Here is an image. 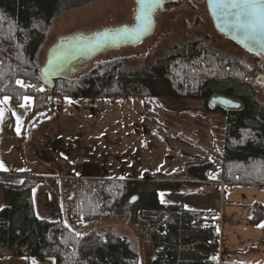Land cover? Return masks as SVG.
I'll list each match as a JSON object with an SVG mask.
<instances>
[{
	"label": "trees",
	"instance_id": "obj_1",
	"mask_svg": "<svg viewBox=\"0 0 264 264\" xmlns=\"http://www.w3.org/2000/svg\"><path fill=\"white\" fill-rule=\"evenodd\" d=\"M62 0H0V100L10 97L21 106L32 99L25 118L31 127L60 112L61 102L88 100L194 99L210 107L216 96L239 102L238 109L215 108L226 120L224 148L216 161L187 168L191 181L78 178L68 174L70 197L66 211L76 225L114 218L138 228L150 245L152 264H216L220 231L217 212L187 209L183 204H165L161 192H182L212 183L225 187L264 188V101L258 99L252 81L255 67L202 51L201 43L188 54L171 55L154 69L152 77L118 76L115 69L86 78L83 86L62 76L47 89L35 59ZM23 81L28 87H21ZM50 99V101H49ZM220 167V169H219ZM211 173L220 181L210 178ZM21 184L0 183L6 207L0 210V257L53 258L55 264H141L131 243L98 227L86 235L71 229L59 216L54 221L36 215L33 191L46 182L31 172H3ZM56 182V183H55ZM264 208L256 204L251 223H260Z\"/></svg>",
	"mask_w": 264,
	"mask_h": 264
},
{
	"label": "rangeland",
	"instance_id": "obj_2",
	"mask_svg": "<svg viewBox=\"0 0 264 264\" xmlns=\"http://www.w3.org/2000/svg\"><path fill=\"white\" fill-rule=\"evenodd\" d=\"M135 11L136 0H62L36 56L38 70L43 68L49 50L58 40L75 35L89 36L110 28L131 27ZM154 18V33L138 47L105 51L92 60L79 61L72 67L73 73H65L64 77L73 79L85 88L86 78L111 69H115L120 77H152L154 69L162 65L165 59L175 54H188L195 44L201 43L202 51L254 66L256 71L252 81L257 85L259 101H264V89L256 83L260 76H264V59L249 54L219 34L209 16L205 0H177L175 6L157 10ZM31 105L32 99L24 101L21 106H13L9 101L0 105L4 109V117L0 121V162L7 170L31 171L33 176L46 175L57 179L63 221L71 229L81 235L97 227L98 231H109L131 243L140 255L141 264H152L154 253L138 228L122 224L114 218L85 225H76L71 221L66 211V202L71 195L68 192L69 175H65L67 172L62 174L44 161H41L43 164H29L16 142ZM61 107L70 115H94L106 124L112 122L130 131L142 132L145 148L140 161L137 158L133 164L137 168L139 163L143 174H148L147 177L151 179H185L188 166L216 161L223 152L226 120L215 107H207L198 100L160 99L151 100L150 105H146L143 99L136 98L106 101L79 99L72 102L65 100L61 102ZM17 117H20L19 121ZM43 158L45 160L46 156ZM57 163L66 168V162L62 159L59 158ZM136 173L131 169L129 176L132 175V179L144 176ZM52 184L49 191L53 193ZM33 261L35 264H55L53 258L0 257V264H33Z\"/></svg>",
	"mask_w": 264,
	"mask_h": 264
},
{
	"label": "crops",
	"instance_id": "obj_3",
	"mask_svg": "<svg viewBox=\"0 0 264 264\" xmlns=\"http://www.w3.org/2000/svg\"><path fill=\"white\" fill-rule=\"evenodd\" d=\"M68 112L64 109L56 111L31 127L25 122L16 142L29 164L44 161L62 174L67 172L65 175L72 174L78 178L127 180L133 177L129 176L131 169L135 173L146 174H143L139 163L137 168L133 164L145 148L142 132H133L112 122L106 124L94 115L85 117ZM59 158L66 162V168L57 163ZM5 172L18 171L9 169ZM39 178L57 182L54 177L46 175ZM180 180L191 181L188 177L167 181ZM20 181L22 179L14 175L0 178V183L5 184H21ZM49 188L50 182L38 185L33 191V199L37 217L54 221L59 216L63 217L62 204L60 195L57 194L55 200ZM161 193L160 201L163 199L165 204H183L187 209L218 213L220 245L214 258L216 264H264V227H260L264 218L260 223H251L254 206L258 204L264 208V188H231L212 183L188 191ZM4 207L6 202L0 192V210Z\"/></svg>",
	"mask_w": 264,
	"mask_h": 264
},
{
	"label": "water",
	"instance_id": "obj_4",
	"mask_svg": "<svg viewBox=\"0 0 264 264\" xmlns=\"http://www.w3.org/2000/svg\"><path fill=\"white\" fill-rule=\"evenodd\" d=\"M207 10L216 31L227 37L251 55L264 59V33H257L249 38L238 28L235 18L229 12L214 3V0H205ZM165 0H145L141 3L136 0V11L132 27L106 30L90 36H71L60 40L48 52L45 65L40 70L44 86L52 89L54 81L61 78L71 66L78 61H89L107 49H120L124 47H138L147 38L152 36L155 29V12L163 10ZM124 29L127 32L121 34ZM107 33V38L100 40L101 34ZM55 58V63L49 61ZM73 72V70H72ZM264 76H260L256 83L263 87ZM50 101V99H49ZM226 109H236L239 105L227 98L214 99Z\"/></svg>",
	"mask_w": 264,
	"mask_h": 264
},
{
	"label": "snow or ice",
	"instance_id": "obj_5",
	"mask_svg": "<svg viewBox=\"0 0 264 264\" xmlns=\"http://www.w3.org/2000/svg\"><path fill=\"white\" fill-rule=\"evenodd\" d=\"M141 3H144L145 0H140ZM214 3L217 6L227 10L229 14L235 18L238 28H240L246 36L253 38L257 33H264V0H214ZM127 32V29H124L121 34ZM107 38V33L101 34L100 40L103 41ZM50 64L55 63V58L49 61ZM21 87H28L23 81H17ZM11 98L4 97L0 100V105L6 104ZM25 101L31 100L30 97H24ZM4 109L0 107V121L3 120ZM17 120H20V117H17ZM0 170L7 171L3 162H0ZM23 183V181H20ZM161 193V197H163ZM164 202L163 199L161 201ZM260 227H264V224H261ZM35 264V261H33Z\"/></svg>",
	"mask_w": 264,
	"mask_h": 264
},
{
	"label": "flooded vegetation",
	"instance_id": "obj_6",
	"mask_svg": "<svg viewBox=\"0 0 264 264\" xmlns=\"http://www.w3.org/2000/svg\"><path fill=\"white\" fill-rule=\"evenodd\" d=\"M176 3H177V0H176V1H175V0H165V7H164V8H166V7H173V6H175ZM163 10H164V9H163ZM133 23H134V20H133ZM132 26H133V25H131V27H132ZM124 27H127V26H124ZM121 28H122V27H121ZM118 29H120V28H118ZM108 30H114V28H110V29H108ZM101 32H103V31H101ZM99 33H100V32H99ZM89 36H90V35H89ZM65 38H66V37H65ZM62 39H64V38H62ZM62 39H60V40H62ZM60 40H58V42H59ZM58 42H57V43H58ZM57 43H56V44H57ZM110 50H111V51H115V50H113V49H107V50H105V51H110ZM116 50H117V49H116ZM105 51H103V52H105ZM103 52H102V53H103ZM102 53H100L99 55H101ZM99 55H98V56H99ZM96 57H97V56H96ZM78 62H79V61H78ZM76 63H77V62H76ZM76 63H74V64L71 66V69H70L69 71H67V73H69V74H70V73H73V72H72V70H73L72 67L75 66ZM67 73H66V74H67ZM262 85H263V87H261V88L264 89V81L262 82ZM220 98L224 99L225 97L219 95V96H216V97H213V98H212L211 106H212L213 108H214V106H217V107L222 106V105L219 104V102H214V101H213L214 99H220ZM217 107H216V108H217ZM224 108H225V107H224ZM224 108H223V109H224Z\"/></svg>",
	"mask_w": 264,
	"mask_h": 264
},
{
	"label": "built area",
	"instance_id": "obj_7",
	"mask_svg": "<svg viewBox=\"0 0 264 264\" xmlns=\"http://www.w3.org/2000/svg\"><path fill=\"white\" fill-rule=\"evenodd\" d=\"M210 178H215V174L214 173L210 174ZM216 178H217L218 181H220V179H221L220 176L216 177Z\"/></svg>",
	"mask_w": 264,
	"mask_h": 264
}]
</instances>
